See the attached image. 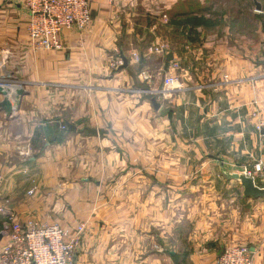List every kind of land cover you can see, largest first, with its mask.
I'll list each match as a JSON object with an SVG mask.
<instances>
[{
  "label": "crops",
  "instance_id": "obj_1",
  "mask_svg": "<svg viewBox=\"0 0 264 264\" xmlns=\"http://www.w3.org/2000/svg\"><path fill=\"white\" fill-rule=\"evenodd\" d=\"M24 2L0 10V84L27 93L0 113V195L22 224L83 226L74 264H214L231 245L264 264V200L224 175L263 157L264 0H94L57 52L31 47Z\"/></svg>",
  "mask_w": 264,
  "mask_h": 264
},
{
  "label": "built area",
  "instance_id": "obj_2",
  "mask_svg": "<svg viewBox=\"0 0 264 264\" xmlns=\"http://www.w3.org/2000/svg\"><path fill=\"white\" fill-rule=\"evenodd\" d=\"M12 0H0V10ZM94 0H25L27 13L26 32L34 51L57 52L62 49L58 36L62 31H73L81 34L91 23L92 4ZM108 5L123 3L127 6L135 0H107ZM166 47L158 46L156 53H164ZM121 61L110 64L112 69L120 67ZM226 80V77H225ZM227 81V80H226ZM179 79L168 76L164 78L166 89L177 87ZM255 130L262 141L263 157L253 167V173L246 168L241 171L246 177L254 178L255 174L264 175V117L260 116L255 123ZM60 130H66L61 126ZM32 191L28 192L31 194ZM9 200H0V217L2 240L0 264H70L73 253L78 247L83 226L75 233L62 229L57 224H45L36 221L19 223L15 214L9 209ZM253 250L246 246L231 245L223 249L214 264H253Z\"/></svg>",
  "mask_w": 264,
  "mask_h": 264
},
{
  "label": "water",
  "instance_id": "obj_3",
  "mask_svg": "<svg viewBox=\"0 0 264 264\" xmlns=\"http://www.w3.org/2000/svg\"><path fill=\"white\" fill-rule=\"evenodd\" d=\"M256 7L258 10L260 9L257 4ZM170 57L171 56H168L167 60H169ZM121 62L122 66L120 69H124L127 66V61L121 58ZM25 96H27V93L22 88L11 87L10 84H0V97H2V101L0 102V113L3 114L7 120L16 119L17 113L21 107V101ZM147 99L150 101L152 107L158 110L159 105L156 103V98L148 95ZM65 126L68 134L76 131L75 127L70 124H66ZM88 131L93 135L97 134L94 130ZM224 175L228 180H235L240 184L243 198L252 201L264 200V188L257 187L252 178L246 177L240 173L224 172ZM2 238L3 236L0 233V241Z\"/></svg>",
  "mask_w": 264,
  "mask_h": 264
},
{
  "label": "rangeland",
  "instance_id": "obj_4",
  "mask_svg": "<svg viewBox=\"0 0 264 264\" xmlns=\"http://www.w3.org/2000/svg\"><path fill=\"white\" fill-rule=\"evenodd\" d=\"M107 1V0H106ZM108 3V2H107ZM134 3H132V4H130V5H128V7H130L131 5H133ZM264 15V14H263ZM262 23H263V34H264V16H263V21H262ZM120 66H122V62H121V65ZM112 69V68H111ZM244 169V168H243ZM242 169V170H243ZM247 169V168H246ZM241 170V171H242ZM247 170H249V171H251L252 173H253V171H254V167L252 166V168L251 169H247ZM241 171H239V172H237V173H240L241 174ZM255 176H257L258 178H259V176H262V178L264 177V175H262V174H258V175H256L255 174ZM0 197H1V195H0ZM3 197H1L0 198V200L2 199ZM8 199V198H7ZM9 200V199H8ZM15 216H16V219L19 221V223H21L22 224V222L18 219V217H17V215L15 214ZM3 223V220L1 219V221H0V226H1V224ZM78 229V228H77ZM0 232H1V227H0ZM76 232V231H75ZM74 232V233H75ZM5 240H1L0 241V250H1V248H2V246H3V244L5 243L4 242ZM250 246V245H249ZM246 247H248V246H246ZM226 248V247H225ZM224 248V249H225ZM169 250H175V251H177L178 253H182L184 250H185V248H184V246H169ZM223 251V250H222ZM221 251V252H222ZM76 252V251H75ZM75 252L73 253V256H72V260H71V263L70 264H74L75 263V261H74V256H75ZM179 264H192V263H189V261H180V263Z\"/></svg>",
  "mask_w": 264,
  "mask_h": 264
},
{
  "label": "trees",
  "instance_id": "obj_5",
  "mask_svg": "<svg viewBox=\"0 0 264 264\" xmlns=\"http://www.w3.org/2000/svg\"><path fill=\"white\" fill-rule=\"evenodd\" d=\"M193 23H194L195 25H198V26H204V25H207V23L204 22V21L201 20V19H200V20H196V21H194ZM63 126H64V125H63ZM65 135H66V130H60V131L55 135L54 139H52V140L49 141V143H60V142H62V140L64 139ZM40 136H41L40 133H37V134H36L37 139L40 138ZM1 219L3 220L2 217H0V221H1ZM1 226H2V224H1ZM1 226H0V227H1Z\"/></svg>",
  "mask_w": 264,
  "mask_h": 264
}]
</instances>
